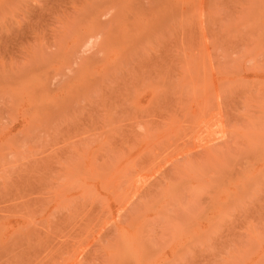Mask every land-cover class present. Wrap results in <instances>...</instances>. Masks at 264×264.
I'll use <instances>...</instances> for the list:
<instances>
[{"label": "rangeland", "instance_id": "1", "mask_svg": "<svg viewBox=\"0 0 264 264\" xmlns=\"http://www.w3.org/2000/svg\"><path fill=\"white\" fill-rule=\"evenodd\" d=\"M0 264H264V0H0Z\"/></svg>", "mask_w": 264, "mask_h": 264}, {"label": "bare ground", "instance_id": "2", "mask_svg": "<svg viewBox=\"0 0 264 264\" xmlns=\"http://www.w3.org/2000/svg\"><path fill=\"white\" fill-rule=\"evenodd\" d=\"M67 1V0H66ZM100 1V0H99ZM78 4V3H77ZM80 7V6H79ZM107 11V10H106ZM84 13V12H83ZM144 14V13H143ZM125 21V20H124ZM126 22V21H125ZM149 23V22H148ZM140 25V24H139ZM94 26V25H93ZM93 32V31H92ZM94 33V32H93ZM126 33H128V32H126ZM116 35V34H115Z\"/></svg>", "mask_w": 264, "mask_h": 264}]
</instances>
